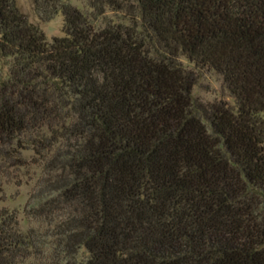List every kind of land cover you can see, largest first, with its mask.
Returning a JSON list of instances; mask_svg holds the SVG:
<instances>
[{
  "label": "trees",
  "instance_id": "1",
  "mask_svg": "<svg viewBox=\"0 0 264 264\" xmlns=\"http://www.w3.org/2000/svg\"><path fill=\"white\" fill-rule=\"evenodd\" d=\"M87 1L0 0V177L43 173L0 264H264V0Z\"/></svg>",
  "mask_w": 264,
  "mask_h": 264
},
{
  "label": "rangeland",
  "instance_id": "2",
  "mask_svg": "<svg viewBox=\"0 0 264 264\" xmlns=\"http://www.w3.org/2000/svg\"><path fill=\"white\" fill-rule=\"evenodd\" d=\"M73 5L80 8L88 16L91 15V7L87 0H68ZM20 9L28 16L29 20L44 31L47 38L52 40L56 36L63 34L64 18L61 13L44 20L35 9V0H17ZM113 17V13H108ZM102 22L99 21L98 24ZM184 64L195 69L194 64L183 57ZM198 81L194 87V94L203 101L226 100L230 104L235 103V99L226 88L223 77L212 69H198ZM26 162L23 167L11 169V171L0 177V208L6 207L15 210L19 214L21 225L26 228L31 224L37 225L34 220L26 218V210L29 200L34 199L37 194L42 177V167L37 163V156L32 152H25ZM38 226V225H37Z\"/></svg>",
  "mask_w": 264,
  "mask_h": 264
}]
</instances>
